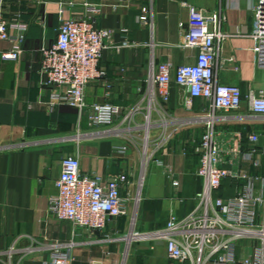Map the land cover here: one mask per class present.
<instances>
[{
	"label": "crops",
	"instance_id": "crops-1",
	"mask_svg": "<svg viewBox=\"0 0 264 264\" xmlns=\"http://www.w3.org/2000/svg\"><path fill=\"white\" fill-rule=\"evenodd\" d=\"M257 2L3 0L4 19L10 22L19 15L28 30L19 60H0V264H44L53 246L68 255L67 264H182L170 260L165 242L150 234L164 229L170 215L183 218L195 207V196L203 188L202 180L195 176V150L211 103L195 99L192 108L186 109V92L173 85L166 114L152 110L150 117L155 125L148 127L144 115L154 89L152 74L161 63L174 68L195 63L196 50L179 48L178 25L187 27L186 4L223 18L222 32L228 28L251 32ZM61 6L64 19L93 17L95 29L110 33L100 61L106 83L88 84L85 103L88 107L110 104L122 108L123 114L112 126L92 127L87 112L80 116L67 106H55L52 111L47 108L50 89L43 86L39 49L55 43ZM143 7L152 13L150 27L138 23ZM216 45L215 80L219 85L239 88L243 102L239 111L215 112V128L227 134L256 133L262 148L264 116L252 114L247 102L250 91L257 94L264 90V70L255 66L253 41L241 36ZM10 48L9 43H0V53ZM137 105L141 113L124 121L126 113ZM147 128L152 129L148 130L150 152L146 162L151 156L152 167L148 168L147 187L135 218L134 180L136 165L142 161L138 140ZM161 134L171 138L158 147L156 139ZM68 156L78 157L79 172L84 176L103 181L117 174L128 176L129 184L120 192L125 215L110 220L101 231H91L59 221L49 212V200L57 194L55 181L60 176L61 161ZM256 159L258 168L246 162L242 168L250 176H263L264 157ZM165 168L173 171L178 188L164 176ZM241 185L225 181L216 196L233 198ZM255 193H260L258 184ZM255 246V242H239L236 257L250 256ZM11 248L15 252L9 255Z\"/></svg>",
	"mask_w": 264,
	"mask_h": 264
},
{
	"label": "built area",
	"instance_id": "built-area-1",
	"mask_svg": "<svg viewBox=\"0 0 264 264\" xmlns=\"http://www.w3.org/2000/svg\"><path fill=\"white\" fill-rule=\"evenodd\" d=\"M185 7L188 11L187 27L183 23L178 25L179 48L196 50L195 63L177 68L169 63L156 66L151 78L154 89L149 96L144 121L148 127L155 125L150 117L152 110L166 114L173 85L186 92V109L192 108L195 99L211 103L210 114L195 150L198 155L195 176L202 180L203 188L196 194L195 207L189 214L183 218L170 215L166 227L150 236L163 240L168 258L182 264H264V175L250 176L242 168L245 162L258 168L260 164L256 158L264 157V146H258L260 137L256 133L227 134L217 130L214 124L215 112L239 111L243 102L239 88L219 85L215 80L216 44L226 38H250L255 66L264 70V0H258L253 10L251 32L246 28H228L222 32L223 18L187 4ZM3 11L4 3L0 0V43L11 45L10 50L0 53V60L17 62L28 26L19 15L10 22L6 21ZM63 12L61 6L55 43L39 49L43 86L50 89L47 108L52 111L55 106H67L80 116L87 112L92 127L112 126L123 114L122 108L110 104L88 107L85 103L88 84L106 83V73L100 68V61L110 33L95 29L93 17L69 20L64 19ZM138 23L142 27L151 26L152 13L148 8L141 9ZM247 102L252 114L264 116V90L257 94L250 91ZM139 113L141 106L137 105L126 113L124 121L132 120ZM150 129L147 128L143 138L144 149L150 145ZM170 138L171 135H159L156 139L158 147L167 144ZM158 165L162 166L161 163ZM163 174L173 188L179 187L170 168H165ZM225 181L242 183L235 197L223 199L216 196ZM128 184L125 174L114 175L107 181L84 176L79 172L78 157L68 156L61 161L60 176L55 181L57 194L49 200V212L59 221L101 231L110 220L126 214L120 192ZM257 184L259 194L255 193ZM241 241L256 243L250 256L236 257V248ZM14 252L11 248L9 255ZM67 263L68 255L57 246L51 248L48 260L44 262Z\"/></svg>",
	"mask_w": 264,
	"mask_h": 264
},
{
	"label": "rangeland",
	"instance_id": "rangeland-1",
	"mask_svg": "<svg viewBox=\"0 0 264 264\" xmlns=\"http://www.w3.org/2000/svg\"><path fill=\"white\" fill-rule=\"evenodd\" d=\"M141 131H144V129H142ZM143 137H144L143 134H141L138 140L140 146V156H142V161L141 163L136 165L137 175H135V180H134V194H136V199H135L136 202L134 208L135 218L138 215V204L140 202L142 192L147 187V176L149 171L148 168L150 169L152 167V166L149 167L152 163L151 162L152 159L151 160L149 159V161L147 160L146 162V155L148 156V153L150 152V146L148 147V149H144L145 145H144Z\"/></svg>",
	"mask_w": 264,
	"mask_h": 264
}]
</instances>
